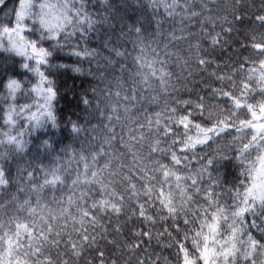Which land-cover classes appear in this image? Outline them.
I'll return each instance as SVG.
<instances>
[{
    "label": "trees",
    "instance_id": "1",
    "mask_svg": "<svg viewBox=\"0 0 264 264\" xmlns=\"http://www.w3.org/2000/svg\"><path fill=\"white\" fill-rule=\"evenodd\" d=\"M71 3L54 125L0 123V264H264V0Z\"/></svg>",
    "mask_w": 264,
    "mask_h": 264
},
{
    "label": "snow or ice",
    "instance_id": "2",
    "mask_svg": "<svg viewBox=\"0 0 264 264\" xmlns=\"http://www.w3.org/2000/svg\"><path fill=\"white\" fill-rule=\"evenodd\" d=\"M73 9L71 0H0V94L5 101L0 106V123L10 131L20 119L27 122L29 133L37 135L49 122L54 125L56 77L78 73L77 67L65 61L88 55L87 49L73 42L85 38L88 20ZM21 97L25 103H18ZM237 195L243 196L244 204L239 213L256 216L258 209L264 214V158L260 173L250 177L244 192ZM253 224L264 232V227Z\"/></svg>",
    "mask_w": 264,
    "mask_h": 264
}]
</instances>
